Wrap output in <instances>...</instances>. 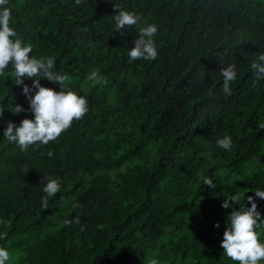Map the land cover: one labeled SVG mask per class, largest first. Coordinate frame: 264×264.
I'll return each mask as SVG.
<instances>
[{
  "label": "trees",
  "instance_id": "16d2710c",
  "mask_svg": "<svg viewBox=\"0 0 264 264\" xmlns=\"http://www.w3.org/2000/svg\"><path fill=\"white\" fill-rule=\"evenodd\" d=\"M118 4L156 24L155 60L129 63L139 27L115 32ZM10 27L55 57L54 71L88 101V112L55 141L21 151L3 137L28 103L11 67L0 76V246L7 264H238L220 241L228 213L264 190V0H9ZM234 63L233 93L220 67ZM99 69L108 84L86 77ZM59 91V86L41 79ZM25 83L31 85L30 79ZM232 139L226 151L217 145ZM54 156L49 158L48 151ZM61 191L41 207L46 181ZM212 179L215 187L203 184ZM241 193L225 210L224 197ZM244 193V195H243ZM79 204L73 208V204ZM264 216V200L257 198ZM80 223L63 226L64 219ZM219 222L220 227L213 225ZM104 225L103 230L98 225ZM264 242V226L257 230ZM260 264H264L261 261Z\"/></svg>",
  "mask_w": 264,
  "mask_h": 264
},
{
  "label": "clouds",
  "instance_id": "9594fccd",
  "mask_svg": "<svg viewBox=\"0 0 264 264\" xmlns=\"http://www.w3.org/2000/svg\"><path fill=\"white\" fill-rule=\"evenodd\" d=\"M83 0H75L77 6ZM9 0H0V76L5 75V70L11 67V76L14 78V85L22 88V95L26 98L28 107L24 108L20 104H14L10 111L14 115L29 112L34 118H24L17 125L14 121L8 120L3 130V137L10 143H16L21 151H26L29 146L39 147L48 145L50 141H55L63 132L72 127L73 121H79L88 112V101L86 97L78 95L70 87V77L67 73L54 71L55 57H39L32 55L33 45L25 42L16 32L14 27H10L12 11L8 5ZM117 10L113 16L115 20V32L125 34V29L139 27L138 37L132 43L133 47L128 49L129 63L137 60H155L158 56L154 36L158 32V26L154 23L141 26V16L132 11H126L121 5L113 4ZM251 68L264 74V53H260L257 60L251 63ZM222 76V92L225 96L233 93L232 84L237 79V70L234 63L226 67H220ZM32 81L31 85L25 83V79ZM41 79L59 86V91L43 86ZM92 82L91 86L107 85L106 78L99 75V69L91 71L86 77ZM4 115V108H0V118ZM264 130V122L258 124ZM217 145L230 151L232 139L225 135L217 140ZM49 158L54 156L50 150L47 152ZM46 181L43 187L44 196L41 197V207L47 210L49 198L55 197L61 191V180L45 175L42 177ZM203 184L209 189L215 187L209 177H203ZM241 193L224 197L221 207L225 210L232 204H238ZM244 195V193H243ZM257 198L264 200V190L257 189L254 196H247V202L238 209H232L227 216L226 227L223 231V239L220 247L223 254L238 264H260L264 261V242L260 240L261 233L257 230L264 226V216L258 210ZM72 207L78 208L79 204ZM8 223L0 219V224ZM72 223L79 224V216L74 220L64 219L63 226H70ZM98 229L103 230L104 225H98ZM219 228V222L213 225ZM6 233H0V239H6ZM11 259L7 248L0 246V264H7ZM145 264H160L155 258H149Z\"/></svg>",
  "mask_w": 264,
  "mask_h": 264
}]
</instances>
